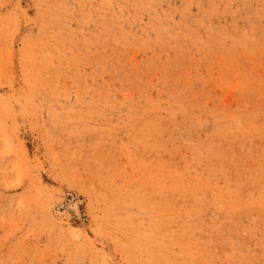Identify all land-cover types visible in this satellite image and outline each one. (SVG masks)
<instances>
[{
	"label": "rangeland",
	"instance_id": "obj_1",
	"mask_svg": "<svg viewBox=\"0 0 264 264\" xmlns=\"http://www.w3.org/2000/svg\"><path fill=\"white\" fill-rule=\"evenodd\" d=\"M0 264H264V0H0Z\"/></svg>",
	"mask_w": 264,
	"mask_h": 264
}]
</instances>
